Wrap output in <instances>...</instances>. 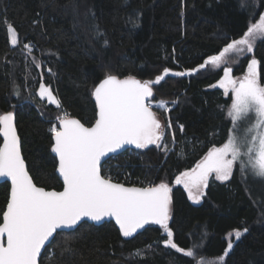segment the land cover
Instances as JSON below:
<instances>
[{"label":"trees","instance_id":"trees-1","mask_svg":"<svg viewBox=\"0 0 264 264\" xmlns=\"http://www.w3.org/2000/svg\"><path fill=\"white\" fill-rule=\"evenodd\" d=\"M263 12L264 0H0V114L14 112L21 152L34 183L46 190L62 189L49 148L50 123L67 111L90 126L95 111L91 91L106 71L121 78L154 79L163 68L198 67L241 38ZM130 17L138 26L129 23ZM8 24L18 33L15 47L7 38ZM93 25L106 34L107 47L93 38ZM25 43L32 46L31 55L23 49ZM251 56L261 62L264 83V42H257ZM247 61V57L239 60L234 76L244 73ZM221 77V69H205L192 76H169L154 86L153 105L164 100L171 106L168 113L156 107L154 111L166 123L171 120L166 141L175 151L167 157L154 146L130 151L104 164L103 171L116 178L129 176L138 186L161 179L171 184L210 147L221 146L230 127L226 110L231 95L209 87ZM40 82L50 86L62 109L42 104L37 95ZM174 100L179 101L175 106ZM249 184L237 167L227 182L211 179L199 205L191 204L182 186L174 185L170 226L175 242L187 249L203 241L197 251L215 260L226 247V235L247 227L239 241L231 238L234 249L226 264H264V195ZM8 196L9 185L3 183L0 213ZM161 240L156 225L128 240L113 223L85 226L55 236L41 264H130L126 258L137 249L144 250L147 259L135 264H191L189 258L155 243Z\"/></svg>","mask_w":264,"mask_h":264},{"label":"snow or ice","instance_id":"snow-or-ice-1","mask_svg":"<svg viewBox=\"0 0 264 264\" xmlns=\"http://www.w3.org/2000/svg\"><path fill=\"white\" fill-rule=\"evenodd\" d=\"M129 23L138 26L131 17ZM105 36L99 25H93V38L102 40L103 46L107 47ZM7 38L13 47L18 45V33L11 24L7 25ZM258 41L264 42V13L247 26L241 38L233 39L218 55L209 56L198 67L185 71L163 68L162 74L154 79H139L135 75L121 78L111 70L106 71L91 91L95 111L90 126L67 111H62L55 122L50 123L49 148L56 164L55 171L62 180L60 191L46 190L34 183L22 156L14 112L0 114V180L10 182L6 207L0 213V264H41L42 250L47 255L46 245L63 230L76 231L111 221L124 238L134 237L145 226H159L162 240L155 243H162L165 249L189 258L191 264H226L234 249L231 238L234 236L235 241H239L248 228L229 232L223 253L210 261L197 251L203 241L187 249L175 242V233L170 226L172 192L174 185L182 186L187 199L200 204L210 178L227 182L237 167L245 181L251 178L253 182L264 184L261 62L254 56L250 58L240 77H234L233 68L229 66L238 63V58L244 54L253 53ZM23 49L28 55L33 50L28 43ZM33 63L40 67L37 61L33 60ZM209 66L212 70L222 68V77L209 87L222 89L225 96L231 93L226 112L230 122L226 141L219 147H210L194 167L180 172L171 184L161 179L158 183L149 180L142 181V186H125L114 182L111 175H105L104 164L133 149L145 150L154 146L163 151L165 157L175 151L166 141L173 127L171 120L164 123L153 111L154 86L160 85L166 77L192 76ZM19 94L17 89L15 95ZM37 95L41 101L62 109L60 100L45 83H39ZM178 102L174 100L173 106ZM155 107L163 112L171 111L164 100ZM179 130L183 132L184 126L179 125ZM171 136L174 146L175 133ZM147 248L152 249V245ZM126 259L135 264L146 260L147 255L144 250L137 249Z\"/></svg>","mask_w":264,"mask_h":264},{"label":"rangeland","instance_id":"rangeland-1","mask_svg":"<svg viewBox=\"0 0 264 264\" xmlns=\"http://www.w3.org/2000/svg\"><path fill=\"white\" fill-rule=\"evenodd\" d=\"M264 13V12H263ZM259 18V17H258ZM258 20V19H257ZM257 20H255V21H257ZM254 21V22H255ZM252 53H246V54H244L243 56H241L240 58H238V60H240L241 58H248V60L250 59V58H252ZM239 63V62H238ZM238 63H235V64H230L229 66H231L232 68H233V70H234V68L236 67V65H238ZM223 67V66H222ZM208 69H211V66H209L208 67ZM221 70H222V68H221ZM243 75V74H242ZM242 75H238V76H234V77H240V76H242ZM222 90V89H221ZM223 91V90H222ZM230 95H231V93H229ZM159 103V102H158ZM158 103H156V104H158ZM167 106L170 108L171 106H169V104L167 103ZM226 112H227V110H226ZM165 113H168V112H165ZM158 118L162 121V122H164V123H166L165 122V120H164V118H163V116L162 115H158ZM211 179H214V178H210V180ZM215 180V179H214ZM250 184V187L252 188V189H257V190H259L260 191V193L262 194V195H264V184H261V183H256V182H253L252 180H251V178H249L248 180H247ZM218 182H220V181H218ZM186 195H187V193H186ZM190 203L191 204H193L191 201H190ZM201 204V203H200ZM193 205H199V204H193ZM234 237V236H233ZM216 260V259H215ZM215 260H210V261H215Z\"/></svg>","mask_w":264,"mask_h":264},{"label":"water","instance_id":"water-1","mask_svg":"<svg viewBox=\"0 0 264 264\" xmlns=\"http://www.w3.org/2000/svg\"><path fill=\"white\" fill-rule=\"evenodd\" d=\"M93 99V101H94V98H92ZM46 102V101H45ZM47 103V102H46ZM48 104V103H47ZM94 104H95V101H94ZM49 105H51V104H49ZM51 106H53V107H55V105H51ZM1 139V142H2V138H0ZM151 147H153V146H151ZM150 147V148H151ZM145 150H147V149H145ZM132 151H136V152H140V151H144V150H135V149H133ZM52 155V154H51ZM23 156V155H22ZM55 174H56V176H57V178H58V173H56V171H55ZM59 179V178H58ZM59 181H60V183L62 184V180H60L59 179ZM3 183H5L3 180H0V185L1 184H3ZM8 185H9V191H10V182L9 183H7ZM126 186V185H125ZM62 190V189H61ZM82 223H85V222H82ZM94 222H87V224H93ZM104 223H113L114 225H115V222L114 221H111V222H102V224L101 225H103ZM101 225H95V226H101ZM151 226H153V225H151ZM116 227V226H115ZM147 227H149V226H145V229L147 228ZM117 228V227H116ZM117 230H118V228H117ZM144 229H141L136 235H138V234H140L142 231H143ZM119 231V230H118ZM62 232H65V233H69V232H73V230H63ZM135 235V236H136ZM134 236V237H135ZM55 237V236H54ZM124 238V237H123ZM133 238V237H132ZM124 239H126V240H128V239H131V238H124ZM52 241H50L49 242V245H50V243H51ZM49 245H46V247L47 246H49ZM43 252H44V250H42V254H43ZM209 260V259H208ZM210 260H212V259H210Z\"/></svg>","mask_w":264,"mask_h":264},{"label":"built area","instance_id":"built-area-1","mask_svg":"<svg viewBox=\"0 0 264 264\" xmlns=\"http://www.w3.org/2000/svg\"><path fill=\"white\" fill-rule=\"evenodd\" d=\"M155 106L153 105V108H154ZM107 167V166H106ZM106 167H104L105 169H106ZM104 174L105 175H111L112 176V178H113V181L114 182H119V183H123V184H125L126 186H133V185H135V186H138L137 184H135L134 183V180L133 179H131L129 176H121V177H115V176H113L112 175V173H110L107 169L106 170H104Z\"/></svg>","mask_w":264,"mask_h":264},{"label":"flooded vegetation","instance_id":"flooded-vegetation-1","mask_svg":"<svg viewBox=\"0 0 264 264\" xmlns=\"http://www.w3.org/2000/svg\"><path fill=\"white\" fill-rule=\"evenodd\" d=\"M42 102V104H46V102L45 101H41ZM155 108V107H154ZM154 108H153V111H154Z\"/></svg>","mask_w":264,"mask_h":264}]
</instances>
